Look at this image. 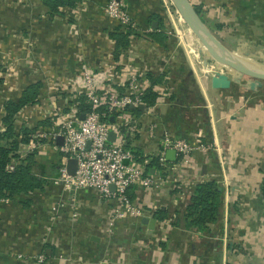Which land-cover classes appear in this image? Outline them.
Wrapping results in <instances>:
<instances>
[{
  "label": "crops",
  "instance_id": "crops-1",
  "mask_svg": "<svg viewBox=\"0 0 264 264\" xmlns=\"http://www.w3.org/2000/svg\"><path fill=\"white\" fill-rule=\"evenodd\" d=\"M108 1L81 0L73 8L51 15L44 0H0V129H5L7 102L18 101L35 84L40 85L37 103L15 116L16 133L20 136L24 130L31 134L53 129L71 95L68 79L79 72L82 57L95 68L106 61L114 66L118 83L126 80V68H133L147 89L154 87L158 94L145 124H156L159 132L151 140L146 125H141L135 138L131 136L132 143L144 154L156 156L163 150V130L179 139L202 135L203 143L212 149L195 152L194 175L198 182L221 180L223 204L219 222L205 230L189 226L183 219L184 207H180L165 240L158 241L161 220L155 214L165 210L166 219L172 217L175 208L170 201L176 190L169 189L168 196H161L134 185L129 196L143 205L150 217L129 216L118 224L117 232L127 239L126 261L264 264V195L260 193L264 180V104L257 102L263 89L252 90L246 78L240 82L229 79L228 87V81L220 80V76L236 72L225 66L209 72L221 64L192 44L195 62L204 72L197 70L184 53V40L172 28L162 0H127L132 17L148 31L138 35H127L105 14ZM191 1L201 14L218 16L209 25L223 39L228 30L225 43L234 51L228 52L259 69L264 67V0ZM216 26L223 31H216ZM119 28L127 39L124 49H118L112 37L120 33ZM246 55L245 60L242 57ZM148 75L159 82L153 86ZM22 146L23 158L36 153L38 174L45 184L42 190L18 199L0 200V264H35L33 259L17 260L20 254H45L46 264H121L120 257L112 261L114 250L105 229L116 202H104L88 189L66 192L62 184L54 183L62 164L60 155L50 145L38 150L28 144ZM166 158L173 164L178 161L177 153L172 160L167 154ZM156 173L158 170L152 171ZM151 205L157 209L151 211ZM57 206H61L59 213L54 211ZM145 218L156 220L153 230L144 223Z\"/></svg>",
  "mask_w": 264,
  "mask_h": 264
},
{
  "label": "built area",
  "instance_id": "built-area-1",
  "mask_svg": "<svg viewBox=\"0 0 264 264\" xmlns=\"http://www.w3.org/2000/svg\"><path fill=\"white\" fill-rule=\"evenodd\" d=\"M169 2L174 6L173 0ZM170 4L165 1L164 7L172 22L174 18L171 15ZM104 12L117 21L123 29L130 30L133 34L148 32L132 17L129 6L124 0H109ZM175 30L177 36L180 35L176 27ZM78 64L79 72L68 79L71 95L67 98L63 111L58 115L55 127L50 130L38 129L31 133V141L28 145L36 150L43 145H50L60 155L62 164L59 177L54 183L62 184L66 192L88 189L104 202H116L105 227L107 240L114 250L112 261L115 262L120 257L121 264H132L126 261L129 252L127 239L117 232L118 224L129 216L136 219L150 216L146 214L143 205L132 200L129 189L139 185L145 190L157 191L161 196H168L169 189H175L176 193L170 202L174 207H184L193 187L198 183L193 170L194 154L197 150L208 151L212 149V145L206 146L203 143L204 137L200 134L190 139H179L163 130V150L156 155L160 170L158 174L148 173L146 166L139 163L133 151L127 147L123 134V129H127L130 137L135 138L139 127L145 126L148 117L152 116L153 106H147L145 112L139 114L140 116L130 111L131 107L139 109L141 105H145L143 99L147 90L146 85L131 67L126 68V80L118 83L119 76L115 73L114 66L107 61L95 68L91 61L82 57L78 60ZM119 85L123 86L121 90L118 88ZM169 88L172 91V86ZM81 96H85L91 105V109L86 113L81 112ZM101 108L106 112L100 113ZM81 115H85V118L81 119ZM113 117L114 123H112ZM145 127L148 137L154 140L159 132L158 126L153 123ZM111 132L116 133L114 142L109 139ZM19 135L18 137H21L22 133ZM60 138H63L62 145L58 144ZM18 140L20 141V138ZM170 150L177 153L178 161L175 164L166 158ZM18 153L20 155V150ZM144 156L151 155L144 154ZM70 159L77 161L74 176L68 171ZM16 164L14 161L8 166V170L13 171ZM112 186L115 187V191L111 190ZM150 208L151 211L157 209L156 205H151ZM60 209L61 206H57L54 211L59 213ZM176 216L173 214L171 218L161 220L156 234L158 241L165 240V232L172 226ZM75 219L79 220V217L75 216ZM66 258L61 257L63 261ZM16 259L20 261L33 259L35 264H46L45 254L32 257L20 254L16 255Z\"/></svg>",
  "mask_w": 264,
  "mask_h": 264
},
{
  "label": "trees",
  "instance_id": "trees-1",
  "mask_svg": "<svg viewBox=\"0 0 264 264\" xmlns=\"http://www.w3.org/2000/svg\"><path fill=\"white\" fill-rule=\"evenodd\" d=\"M80 1L81 0H44V3L49 8L51 15H55L62 8L75 7ZM124 1L127 3V0ZM195 9L198 14H201L198 7ZM226 9H228V6H226ZM130 33V30H126L127 35ZM112 37L117 40L118 49H124L126 47L127 39L123 32L114 33ZM148 77L152 80L153 86L159 82L158 79H153L152 75H148ZM39 89V84L29 86L18 101H9L6 104L7 115L3 120L5 129H0V200L18 199L23 195L40 191L44 188V179L38 174L40 167L36 162V153H29L23 159H21V156L18 153L21 145H27L30 143V132L24 130L20 141H18L19 137L14 125L15 116L22 109L37 103ZM157 99L158 94L154 91V87L146 90L143 99L146 106H154ZM80 108L82 113H86L91 109V105L85 96H81L80 98ZM99 111L102 114L106 112L104 108L99 109ZM130 111L142 114L140 109H130ZM43 123H48V121ZM123 134L127 141V147L133 151L137 161L146 166L148 173H152L153 170L159 171V159L156 156L145 157L142 148L132 143V139L127 129H123ZM136 138L139 139L138 135H136ZM14 161L17 163L15 169L13 171L8 170V166ZM131 189H133V187H131L129 191ZM260 193L264 195V180L260 186ZM222 204L223 189H221L217 181L209 180L198 182L193 187L192 193L184 206L183 219L189 224V226L205 230L208 228L209 224L219 222L222 212ZM174 208V214L179 213V208ZM234 208L237 209L236 204L234 205ZM167 215L168 211L159 210L155 214V218L158 220H164Z\"/></svg>",
  "mask_w": 264,
  "mask_h": 264
},
{
  "label": "water",
  "instance_id": "water-1",
  "mask_svg": "<svg viewBox=\"0 0 264 264\" xmlns=\"http://www.w3.org/2000/svg\"><path fill=\"white\" fill-rule=\"evenodd\" d=\"M178 12L180 13L181 17L184 19L190 30L194 33L197 39L204 45L207 52V57L211 56L214 60L218 61L221 65L233 70L238 75L235 74L231 75L228 73V76H220V80L228 81V87L230 85V80L235 82H240L242 77H247L250 82V88L252 90H257L258 88L262 87L264 83V72L260 70H255L248 65H243L238 63L232 57H228L225 55L224 51L226 49L220 45L208 32L204 23L201 21L199 14L197 13L195 7L191 4L190 0H173ZM224 50V51H223ZM218 81V80H216ZM263 82V83H262ZM147 106L141 105L139 109L142 112H145ZM133 109V107H131ZM85 115H81V119H84ZM115 118H112V123H114ZM110 141L114 142L116 140V133H110ZM58 144H63V138L58 140ZM174 150H170L167 153V157L169 160H172L175 155ZM77 170V161L76 159H70L68 161V171L71 176H74ZM222 189V188H221ZM112 191H115V187H111ZM144 223L149 226L150 230H153L156 225L155 219L145 218Z\"/></svg>",
  "mask_w": 264,
  "mask_h": 264
},
{
  "label": "rangeland",
  "instance_id": "rangeland-1",
  "mask_svg": "<svg viewBox=\"0 0 264 264\" xmlns=\"http://www.w3.org/2000/svg\"><path fill=\"white\" fill-rule=\"evenodd\" d=\"M163 2V7H164V5H165V1L166 2H168L169 4H170V2L169 1H171V0H162ZM190 2H191V4L194 6L195 4L194 3H192V1L190 0ZM195 7V6H194ZM170 8H171V15L173 16V18H174V20L171 22V24H172V28L175 30V27L179 30V33H180V35H178L177 37L178 38H180V40H184V43H183V49H184V53H186V55L189 57V59H190V61H191V63L194 65H196V67H197V70H199V71H202V72H204L203 71V68H202V66L200 65V64H197L195 61H196V52H193L192 51V44H194L195 43V39L193 40V38H192V36L193 35H191L190 34V32L192 33V31L190 30V28L188 27V25L186 24V22H184V21H180V19H182L181 18V15H180V13L178 12V10H177V8H176V6H175V4H174V6H171V4H170ZM164 9L166 10V8L164 7ZM204 11H202V14H199V16H200V18H201V21L204 23V25H205V27H206V29L208 30V32L210 33V35L218 42V43H220V45L221 46H223L227 51L229 50V51H231V52H234V51H232L231 50V48H229L228 47V45H227V43H225V42H227V40H228V30L226 31V35H227V38H225V39H223L222 37H220V35L218 34V33H216L215 31H214V29L209 25L210 23H212V22H214L213 20L215 19L216 20V18L218 17V16H216V17H214V16H211V14L210 13H203ZM166 14H167V12H166ZM168 15V14H167ZM209 15V16H208ZM226 16H228V10L226 11V14H225ZM227 18V17H226ZM171 21V20H170ZM228 29V28H227ZM223 31L222 29H219L217 26H216V31ZM176 31V30H175ZM196 38V37H195ZM198 40V39H197ZM184 46H185V48H184ZM205 49V48H204ZM206 51V50H205ZM253 53H255V52H253ZM249 55V54H248ZM258 56V54L256 55V57ZM242 57V56H241ZM202 59H204L203 57H201ZM242 58H244L245 60L248 58L247 57V55H246V57L245 56H243ZM261 59H263L264 60V57L263 58H261ZM215 62H217L218 63V61H216V60H214ZM213 61V62H214ZM247 61V60H246ZM248 63H250L249 61H247ZM252 64V63H251ZM253 65H255V64H253ZM223 67V65H221L220 67H217V69L214 71V70H209V72H216V71H219V68H222ZM221 71V70H220ZM260 71H262V72H264V67H262V68H260ZM209 72H207V73H209ZM235 75L237 76L238 74L237 73H235ZM248 79L247 77H242V79ZM263 83V82H262ZM261 89H263V91L260 93V95H261V99L260 100H258L257 102H262V104H264V83L262 84V87H261ZM263 172H264V168H263ZM215 181H217V182H222L221 180H215ZM219 186L220 187H223V185L220 183L219 184Z\"/></svg>",
  "mask_w": 264,
  "mask_h": 264
},
{
  "label": "bare ground",
  "instance_id": "bare-ground-1",
  "mask_svg": "<svg viewBox=\"0 0 264 264\" xmlns=\"http://www.w3.org/2000/svg\"><path fill=\"white\" fill-rule=\"evenodd\" d=\"M182 18V17H181ZM181 21H184V19L182 18L181 19ZM185 22V21H184ZM190 34L191 35H193L192 36V38H193V40L195 39V43L193 44V46H194V49L196 50V49H199V47H201L202 49H203V51H205L206 50V48L204 47V45L200 42V41H198L197 40V37L194 35V33L192 32H190ZM196 37V38H195ZM205 48V49H204ZM224 51V50H223ZM198 52V51H197ZM224 53H225V55L226 56H228V57H232L233 59H235L238 63H240V64H243V65H248L249 67H251V68H253V69H255V70H260L259 68H257L256 66H253V65H251L250 63H246V61H244V60H242V59H239V58H237V57H235L234 55H232L230 52H228L227 50L226 51H224ZM198 56H199V59L202 61L203 59L201 58L202 56H201V52H198ZM204 56V55H203Z\"/></svg>",
  "mask_w": 264,
  "mask_h": 264
}]
</instances>
